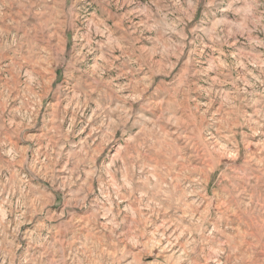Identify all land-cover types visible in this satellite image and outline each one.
I'll use <instances>...</instances> for the list:
<instances>
[{"label":"rangeland","instance_id":"1","mask_svg":"<svg viewBox=\"0 0 264 264\" xmlns=\"http://www.w3.org/2000/svg\"><path fill=\"white\" fill-rule=\"evenodd\" d=\"M0 264H264V0H0Z\"/></svg>","mask_w":264,"mask_h":264}]
</instances>
